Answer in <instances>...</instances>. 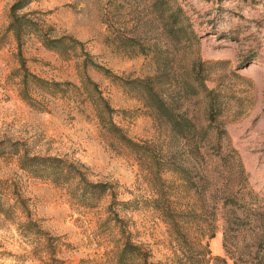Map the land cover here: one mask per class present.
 Listing matches in <instances>:
<instances>
[{
  "label": "rangeland",
  "instance_id": "rangeland-1",
  "mask_svg": "<svg viewBox=\"0 0 264 264\" xmlns=\"http://www.w3.org/2000/svg\"><path fill=\"white\" fill-rule=\"evenodd\" d=\"M172 1L196 36L176 49L165 43L153 0H31L20 15L82 46L64 56L25 35L26 68L40 80L28 76L24 87L18 42L7 31L14 0H0V264H176L180 247L156 208L166 201L171 212L174 201L200 218L192 239L198 227L214 230L202 238L212 256L230 264H250L259 248L264 256V0ZM118 35L149 55L117 50L110 42ZM85 55L103 70L85 68ZM199 59L209 63L204 71L194 67ZM156 75L163 97L172 79L188 76L223 95L215 122L222 134L212 131L200 153L126 84ZM198 92L183 111L201 128L210 116ZM178 166L186 182L172 173ZM128 243L138 250L122 256Z\"/></svg>",
  "mask_w": 264,
  "mask_h": 264
},
{
  "label": "trees",
  "instance_id": "trees-1",
  "mask_svg": "<svg viewBox=\"0 0 264 264\" xmlns=\"http://www.w3.org/2000/svg\"><path fill=\"white\" fill-rule=\"evenodd\" d=\"M31 3V0H14L9 12V26L7 31L13 33L18 42V57L22 68L25 71L23 85L27 86V77L32 76L35 80H40L34 75H30L26 68V60L22 53V38L28 34H36L45 48L51 51L60 52L62 55L67 56L68 50H75L77 47L82 46V43L77 40L64 36L60 38H52L49 34L45 33L39 23L29 18V14L26 13L20 15L23 9L27 8ZM153 9L158 14L159 19L163 23V36L168 48L176 49L182 42H191L195 39V34L190 30V22L184 9L174 4L172 0H153ZM160 41L157 39L150 47L154 50V58H157V52L160 49ZM117 50L124 51L130 56L137 54L149 55L145 45L139 42L136 38H129L124 35H118L110 42ZM83 66L88 68L92 66L94 68L102 69V67L90 62L88 55H85ZM209 63L202 61L196 62L194 67L196 69H203ZM108 72V71H107ZM85 83H91L90 78L85 75ZM159 76L149 77L146 80H134L128 82V84L134 91L140 94V98L144 101L145 106L151 111L152 115L164 126L168 127L172 135L184 140L190 146L194 147L195 151L200 153V144L210 138L212 131H215L219 137L222 134V130L216 127V118L220 116L224 108L223 95L215 90H209L204 82L203 78L183 77L182 79H172V93L168 97H163L161 91L157 89ZM170 84V85H171ZM97 91V99L101 102V109L104 114L112 115L114 112L107 100L98 91L96 85H94ZM198 89H201L204 98L206 100V109L210 119L205 127H199L195 119L191 118L188 113L183 111L185 101L189 100L192 96L199 94ZM26 96V95H24ZM100 118L102 121L103 116L100 111ZM110 129L114 132H120L112 119L108 122ZM215 126V127H214ZM118 135V134H117ZM120 136V134H119ZM122 141L130 148H140L138 144L133 143L126 136L121 137ZM37 165L46 166L48 163L44 158H32ZM65 165H59L58 168L61 171L66 170ZM185 169L182 167H172V173L179 174L180 178L185 182L188 177L185 173ZM230 200V199H229ZM156 203H159L158 200ZM175 202L172 201V212L170 211V204L168 201L163 206L156 205L158 210H162L164 213V221L170 227L172 237L178 242L181 255H176V264H230L227 258L221 256H212L209 249V243L202 244V238L209 239L214 238V230L208 229L205 231L203 227H198L199 236L192 239L191 233L193 227L199 226V217L195 212L184 214L175 210ZM166 211V213H165ZM261 241H258L260 243ZM257 243V244H258ZM138 248L136 246L126 245L122 256L132 255ZM252 256V254H249ZM147 264V263H144ZM234 264H239L234 261ZM250 264H264V256L261 255V249H257L256 258Z\"/></svg>",
  "mask_w": 264,
  "mask_h": 264
},
{
  "label": "bare ground",
  "instance_id": "bare-ground-1",
  "mask_svg": "<svg viewBox=\"0 0 264 264\" xmlns=\"http://www.w3.org/2000/svg\"><path fill=\"white\" fill-rule=\"evenodd\" d=\"M217 245V244H216Z\"/></svg>",
  "mask_w": 264,
  "mask_h": 264
}]
</instances>
